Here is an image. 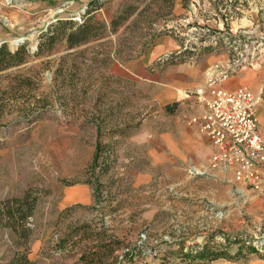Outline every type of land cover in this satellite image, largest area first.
<instances>
[{"label": "rangeland", "instance_id": "obj_1", "mask_svg": "<svg viewBox=\"0 0 264 264\" xmlns=\"http://www.w3.org/2000/svg\"><path fill=\"white\" fill-rule=\"evenodd\" d=\"M58 21L70 22L66 33L85 22L86 40L70 48L61 33L34 56ZM158 38L175 43L158 67L170 64L166 56L188 61L191 49L203 55L212 38L226 53L264 42V0H0V46L30 55L0 70V205L34 201L22 224L0 218V264L216 261L195 260L199 252L264 259L257 193L210 168L205 140L178 150L189 102L169 112L124 74ZM166 133V148L156 147Z\"/></svg>", "mask_w": 264, "mask_h": 264}, {"label": "built area", "instance_id": "obj_2", "mask_svg": "<svg viewBox=\"0 0 264 264\" xmlns=\"http://www.w3.org/2000/svg\"><path fill=\"white\" fill-rule=\"evenodd\" d=\"M205 35H201L203 41L207 39ZM221 44L225 45V42H217L216 38L203 43L205 49L212 50ZM227 48L230 56L227 66L217 65L206 82V88L185 91L183 99L194 100L198 106L197 113L189 122L209 142L210 168L224 170L232 175L237 185L261 192L264 186V129L260 128L255 117L254 96L247 87L228 90L222 83L242 67L256 65L264 56V42H251L244 49L233 44ZM242 49V52L234 53ZM189 51L194 54L188 61L194 63L201 55L193 49ZM166 57L163 61L168 62L170 58Z\"/></svg>", "mask_w": 264, "mask_h": 264}, {"label": "crops", "instance_id": "obj_3", "mask_svg": "<svg viewBox=\"0 0 264 264\" xmlns=\"http://www.w3.org/2000/svg\"><path fill=\"white\" fill-rule=\"evenodd\" d=\"M178 12H183L179 5ZM180 12V13H181ZM207 21V20H206ZM175 43L168 41L166 38L156 39L151 47L140 55L137 59L128 61L122 66L124 74L134 78L137 82L148 85L152 88L153 100L161 107L173 105H183L189 102L191 112L195 115L198 106L194 100H184L183 92L195 88H206V82L212 73V70L220 65L227 66L230 56L222 49L210 50L194 62L184 61L168 64L158 67L155 61L168 49L174 48ZM222 86L228 90H234L239 87H247L255 99V117L260 128L264 129V56L252 67L246 66L239 69L229 80L222 83ZM185 101V102H184ZM191 118V117H190ZM190 120V119H189ZM184 127V137L176 143L178 150L183 152L187 148L194 149L198 145V140L206 141L208 149L211 152L209 142L203 138L197 130L188 122ZM164 138L154 140V145L166 148V140L172 136L166 133ZM184 148V149H183ZM180 152V153H181ZM221 170V169H220ZM225 172L224 170H221ZM257 193L258 201L262 202L264 212V186L261 192ZM211 264H264L261 257L251 258L249 260L229 261L218 259Z\"/></svg>", "mask_w": 264, "mask_h": 264}, {"label": "trees", "instance_id": "obj_4", "mask_svg": "<svg viewBox=\"0 0 264 264\" xmlns=\"http://www.w3.org/2000/svg\"><path fill=\"white\" fill-rule=\"evenodd\" d=\"M233 2H237L239 0H232ZM70 24V22H64V21H58L56 24H52L46 32H43L40 36V42L37 47V52L34 53V56H38L39 54L43 53L44 51H49L52 49L57 37L59 34H63L65 41L67 43V46L72 48L74 46H77L84 42L86 40L85 38V32H86V26L85 22L79 26L76 27V29L73 32L66 33V26ZM211 48H207L204 50V52L210 51ZM29 53L25 49L24 46H21L19 49H17L14 53H10L7 51L5 45L0 46V70L5 69L11 65L19 64L24 61L26 57H29ZM177 58H170L171 61L168 60L170 64H174L176 62H184L183 60H176ZM176 106V105H173ZM166 109L169 112H172L170 107H166ZM101 144L99 142L95 145L94 155H93V164H97L98 159L101 157ZM108 157V156H107ZM106 157V158H107ZM28 197L25 196L23 198H13L5 200L0 205V218L1 219H7L8 221H18L19 224H22L21 222L24 221L30 214L31 209L34 204V201H31V203H28ZM17 205L18 208H14V206ZM16 223V222H15ZM15 229V227H14ZM249 252L255 253L256 250L254 247L247 246L246 247ZM243 247L239 248L237 252V256H239L240 253H242ZM187 257V256H185ZM220 258L230 259L231 257H227L222 252H199L195 256V260H205L208 259L210 261L217 260ZM238 258V257H235ZM23 264H28V260L26 257H23Z\"/></svg>", "mask_w": 264, "mask_h": 264}, {"label": "water", "instance_id": "obj_5", "mask_svg": "<svg viewBox=\"0 0 264 264\" xmlns=\"http://www.w3.org/2000/svg\"><path fill=\"white\" fill-rule=\"evenodd\" d=\"M85 9V8H84ZM84 9H83V11H84ZM25 37H22V38H19V41H18V43L19 44H21V43H23L24 41H25ZM4 43V42H3ZM18 44V45H19ZM37 50V48H36V42L34 43V45L31 47V51H36Z\"/></svg>", "mask_w": 264, "mask_h": 264}, {"label": "bare ground", "instance_id": "obj_6", "mask_svg": "<svg viewBox=\"0 0 264 264\" xmlns=\"http://www.w3.org/2000/svg\"><path fill=\"white\" fill-rule=\"evenodd\" d=\"M18 41H19V39H18V40H13V41L11 42L12 47L17 46V45L19 44Z\"/></svg>", "mask_w": 264, "mask_h": 264}]
</instances>
